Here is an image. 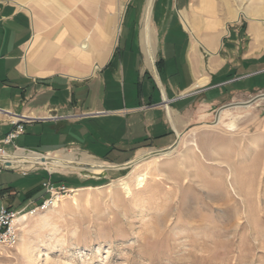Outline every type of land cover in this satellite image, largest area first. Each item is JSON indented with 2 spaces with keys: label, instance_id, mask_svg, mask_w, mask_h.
<instances>
[{
  "label": "rangeland",
  "instance_id": "rangeland-1",
  "mask_svg": "<svg viewBox=\"0 0 264 264\" xmlns=\"http://www.w3.org/2000/svg\"><path fill=\"white\" fill-rule=\"evenodd\" d=\"M170 1L156 0L158 21ZM186 1L193 26V0ZM218 1L196 0L200 4L197 10L208 19H220L217 28L224 33V40H232L238 32V39L250 41L251 21L245 14L264 21V0H220L229 2V7H212ZM142 2L137 0V5ZM238 12L241 15L236 20ZM168 26L160 41H153L152 49L157 60L160 52L167 59V74L161 73L163 82L168 78L184 86L189 82L186 53L191 36L183 32L177 18L168 21ZM127 37L125 32L123 46ZM201 51L207 55L204 48ZM138 57L135 50L131 68L119 74L122 81L116 84L109 79L107 94L103 87L97 106L93 101L87 105L102 114L101 120L84 123L91 135L88 146L82 147L89 148L73 146L50 153L84 156L121 168L92 176L60 167L11 169L0 165V207H18L28 201L41 205L42 192L37 189L42 177L67 180L73 189L57 205L26 214L27 219L20 223L17 248L10 257L1 258L0 264H264V99L246 108L227 109L216 121L220 108L247 103L264 90L236 93L212 109H195L197 120L182 134L181 142L170 147L169 155L134 162L142 152L169 148H141L132 158L115 152L97 158L84 150L101 154L111 148H92V143L100 141L112 147L120 141L122 134L110 133L121 122L105 114L138 104L134 102L138 81H142ZM43 130L30 128L15 144L46 149L37 148L42 141L35 136ZM16 151L0 147V153ZM141 175L146 178L142 187L138 185ZM32 190H36L35 196L23 202ZM12 191L17 194L15 199L7 196Z\"/></svg>",
  "mask_w": 264,
  "mask_h": 264
},
{
  "label": "crops",
  "instance_id": "crops-1",
  "mask_svg": "<svg viewBox=\"0 0 264 264\" xmlns=\"http://www.w3.org/2000/svg\"><path fill=\"white\" fill-rule=\"evenodd\" d=\"M188 4L171 0L158 21L155 0L151 17L153 41H160L173 18L191 36L186 53L189 82L183 86L168 78L163 82L161 73L167 74L168 63L162 52H157L158 60L155 53L153 61L146 56L142 29L147 0L140 5L137 0H0V147L39 154L73 146L89 148L82 147L88 146L91 135L84 123L101 120L102 114L87 105L97 104L103 87L107 94L109 79L116 84L122 81L119 74L131 68L135 50L142 68V81L135 90L138 104L105 114L121 122L110 136H122L112 147L92 143V148H111L107 152L84 149L97 158L114 152L132 158L141 148H170L197 120L195 109H212L236 93L264 90V21L250 20V41L238 39V32L232 40H224L217 28L220 19L203 17L196 0L192 26ZM125 32L128 40L123 46ZM17 122L23 132L5 145ZM37 127L44 129L35 135L42 141L37 148L46 149L15 144ZM195 144L199 148L196 140ZM41 192L43 197L42 188ZM7 196L15 199L17 194L12 191Z\"/></svg>",
  "mask_w": 264,
  "mask_h": 264
},
{
  "label": "bare ground",
  "instance_id": "bare-ground-1",
  "mask_svg": "<svg viewBox=\"0 0 264 264\" xmlns=\"http://www.w3.org/2000/svg\"><path fill=\"white\" fill-rule=\"evenodd\" d=\"M155 0H148L147 1V6L145 10V15H144V20H143V29H142V44L143 48L145 50L146 56L148 60L153 61L154 57V52H153V33H152V28H151V17H152V9L154 5ZM197 6L199 7L200 4L197 2ZM217 5V6H216ZM222 7L226 8L229 7V2H223V1H218V3L215 5H212V7ZM200 8V7H199ZM243 14V13H242ZM252 13H247L245 16L249 18L251 21H259L257 17L251 16ZM256 14V13H255ZM240 13H237L236 20L240 19ZM205 17V15H204ZM185 27L190 29L189 24L187 21H184ZM192 32V31H191ZM209 33V32H208ZM247 103L243 104H233V107H240L237 105H246ZM249 107V106H246ZM244 107V108H246ZM230 109V108H229ZM225 111V110H224ZM223 111V112H224ZM221 115V114H220ZM220 117V116H219ZM219 119V118H218ZM217 119V121H218ZM197 147V145L195 144ZM173 148L165 149L162 151L158 152H142L139 154L138 160L134 162H139L142 160H145L149 156H158L162 157L165 155L171 154ZM79 156V155H78ZM133 162V163H134ZM130 163V164H133ZM128 164V165H130ZM0 165L7 167V168H23V169H30L34 166H45V167H60L65 170H70V171H77V172H82L84 175H100L103 174L105 175L108 169L112 168H121L118 166H114L108 163H103V162H96V161H90L87 157H75L74 155L71 156H62L60 157L59 155H51V154H39V153H33V152H25L23 150H17L14 153H9V152H1L0 153ZM123 167V166H122ZM125 168V167H124ZM146 182L145 175H141L138 178V185L140 187L144 186V183ZM125 189L129 191L128 185H125ZM57 205V203H55ZM27 215H23L20 219L19 222H22L26 220Z\"/></svg>",
  "mask_w": 264,
  "mask_h": 264
},
{
  "label": "built area",
  "instance_id": "built-area-1",
  "mask_svg": "<svg viewBox=\"0 0 264 264\" xmlns=\"http://www.w3.org/2000/svg\"><path fill=\"white\" fill-rule=\"evenodd\" d=\"M15 126L16 129L6 138L5 145H11L23 132V127L19 122ZM23 175L27 174L23 173ZM42 189L44 194L40 202L41 205L36 206V203L33 201H28L18 207H0V259L10 257L12 252L17 248L20 241L21 222H19V219L23 215L39 207L46 208L52 206L73 191V189L68 188L64 184L55 185L51 178L42 183ZM32 206L34 208H31ZM30 208L31 210H28Z\"/></svg>",
  "mask_w": 264,
  "mask_h": 264
},
{
  "label": "trees",
  "instance_id": "trees-1",
  "mask_svg": "<svg viewBox=\"0 0 264 264\" xmlns=\"http://www.w3.org/2000/svg\"><path fill=\"white\" fill-rule=\"evenodd\" d=\"M49 178H50V177H42V178H41L42 181H41V183H40V185H39L37 191H40V192H41L42 183H43L45 180L49 179ZM51 180L53 181V183H54L55 185H61V184H64V185H66L68 188H72V187L69 185V183L67 182V180H54V179H52V178H51ZM35 192H36V190L29 191V192L25 195V197H24V199H23V202H25L27 199H30V198L35 194Z\"/></svg>",
  "mask_w": 264,
  "mask_h": 264
},
{
  "label": "water",
  "instance_id": "water-1",
  "mask_svg": "<svg viewBox=\"0 0 264 264\" xmlns=\"http://www.w3.org/2000/svg\"><path fill=\"white\" fill-rule=\"evenodd\" d=\"M261 99H264V94L255 97V98L252 99L251 101L247 102L246 105H237V106H240V107L251 106V105H253L254 103H256L257 101H259V100H261ZM232 107H233V105H227V106H224V107L220 108L219 111H218L217 117H216V121H217V119L219 118L220 114H221L224 110H227V109L232 108ZM216 123H217V122H216Z\"/></svg>",
  "mask_w": 264,
  "mask_h": 264
}]
</instances>
